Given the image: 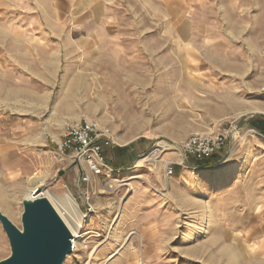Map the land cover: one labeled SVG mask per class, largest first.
<instances>
[{
  "label": "rangeland",
  "instance_id": "1",
  "mask_svg": "<svg viewBox=\"0 0 264 264\" xmlns=\"http://www.w3.org/2000/svg\"><path fill=\"white\" fill-rule=\"evenodd\" d=\"M17 117L45 130L47 198L63 214L71 194L85 217L64 264H264V0H0V122ZM81 119L108 162L136 144L131 168L98 177L56 155ZM192 135L226 137L216 166L182 155ZM34 183L0 176L20 229Z\"/></svg>",
  "mask_w": 264,
  "mask_h": 264
},
{
  "label": "water",
  "instance_id": "2",
  "mask_svg": "<svg viewBox=\"0 0 264 264\" xmlns=\"http://www.w3.org/2000/svg\"><path fill=\"white\" fill-rule=\"evenodd\" d=\"M78 161L72 162V167ZM30 192L23 200L22 229L0 211L11 255L0 264H64L72 253L70 230L59 211L44 196L43 188Z\"/></svg>",
  "mask_w": 264,
  "mask_h": 264
},
{
  "label": "crops",
  "instance_id": "3",
  "mask_svg": "<svg viewBox=\"0 0 264 264\" xmlns=\"http://www.w3.org/2000/svg\"><path fill=\"white\" fill-rule=\"evenodd\" d=\"M24 93L20 89V94L25 95ZM9 120L1 118L0 122V176L9 181L20 179V185L27 184L28 181L30 183L37 175L50 180L54 165L47 161L51 148L41 124L32 120L21 122L18 117L16 120ZM136 152V144L124 149L114 148L112 166L121 168L126 165V168H131V158ZM107 163L110 165V162Z\"/></svg>",
  "mask_w": 264,
  "mask_h": 264
},
{
  "label": "built area",
  "instance_id": "4",
  "mask_svg": "<svg viewBox=\"0 0 264 264\" xmlns=\"http://www.w3.org/2000/svg\"><path fill=\"white\" fill-rule=\"evenodd\" d=\"M50 144L56 155L70 162L74 160L84 162L95 176L116 172L104 156V146L109 144L108 140L91 120L81 119L73 122L59 138L51 139ZM225 145L226 137L223 135H192L181 144L180 150L185 158L202 161L219 154ZM166 168L168 175L174 174L172 163L167 164ZM82 181L89 182V176L84 175ZM87 206L89 207L87 212H90L92 207L89 204Z\"/></svg>",
  "mask_w": 264,
  "mask_h": 264
},
{
  "label": "bare ground",
  "instance_id": "5",
  "mask_svg": "<svg viewBox=\"0 0 264 264\" xmlns=\"http://www.w3.org/2000/svg\"><path fill=\"white\" fill-rule=\"evenodd\" d=\"M80 83V82H79ZM131 83V82H129ZM77 83L76 82H72L69 90H68V96L69 98L71 97H75L76 94H77ZM125 92H129V94L131 93V90L129 88H126L125 89ZM122 89L121 90H118V93L120 95H124L125 93ZM115 142L117 144H119V140H115ZM129 142V141H128ZM127 143V142H125ZM76 161V160H74ZM78 161V160H77ZM78 164L80 166H83L85 163L82 162V161H78ZM142 163L141 161L137 163L136 166H140ZM86 165V164H85ZM87 167V166H86ZM33 180H35V183H34V188L31 190V194H30V197L34 196V190L38 187H42L44 188V186L48 185V180H46V178H42V177H36L34 178ZM50 194L49 191L45 190L44 192V196L47 197V195ZM67 204L69 205L68 206V209H64V211H66L65 213L61 214L62 218L64 219V221L66 222L69 230H70V233H71V242H72V245H73V252L77 251L78 250V247H79V244H80V241L82 240V238L84 237V229H85V226H84V215L80 212L79 210V206L78 204L76 203L74 197L69 194L67 196ZM2 209V208H1ZM63 212V211H62ZM119 217V216H118ZM71 257V256H70Z\"/></svg>",
  "mask_w": 264,
  "mask_h": 264
},
{
  "label": "trees",
  "instance_id": "6",
  "mask_svg": "<svg viewBox=\"0 0 264 264\" xmlns=\"http://www.w3.org/2000/svg\"><path fill=\"white\" fill-rule=\"evenodd\" d=\"M256 119H259V118H254V120H256ZM250 123L251 124H255V122H252V120L250 121ZM256 127L257 128H260V127H258V125H256ZM261 129V128H260ZM260 132H262V131H260ZM263 133V132H262ZM215 158V159H214ZM214 158H212V159H207V160H202V161H195V163H194V166L195 167H198V168H200V169H208V168H212V167H214V166H216L218 163H219V161H217V156L216 157H214ZM110 165H111V167H113L112 166V162H110ZM114 169H117V168H114Z\"/></svg>",
  "mask_w": 264,
  "mask_h": 264
}]
</instances>
